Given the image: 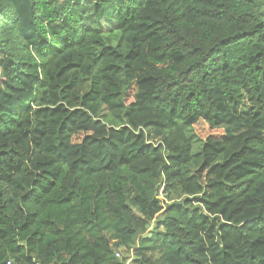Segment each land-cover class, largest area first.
Listing matches in <instances>:
<instances>
[{
  "label": "trees",
  "instance_id": "16d2710c",
  "mask_svg": "<svg viewBox=\"0 0 264 264\" xmlns=\"http://www.w3.org/2000/svg\"><path fill=\"white\" fill-rule=\"evenodd\" d=\"M129 259L264 264V0H0V264Z\"/></svg>",
  "mask_w": 264,
  "mask_h": 264
},
{
  "label": "rangeland",
  "instance_id": "374dc122",
  "mask_svg": "<svg viewBox=\"0 0 264 264\" xmlns=\"http://www.w3.org/2000/svg\"><path fill=\"white\" fill-rule=\"evenodd\" d=\"M145 132L148 136V139L150 142L154 143V144H158L159 142H161L162 137L164 135L163 130L160 127L157 126H151L147 129H145ZM199 147V145L197 146V148ZM123 256V253L121 252V257ZM125 256H128V254H125ZM131 259H129L127 264H131Z\"/></svg>",
  "mask_w": 264,
  "mask_h": 264
},
{
  "label": "built area",
  "instance_id": "2783aa9c",
  "mask_svg": "<svg viewBox=\"0 0 264 264\" xmlns=\"http://www.w3.org/2000/svg\"><path fill=\"white\" fill-rule=\"evenodd\" d=\"M161 196L163 197L162 193H161ZM162 197H161V198H162ZM8 264H9V263H8Z\"/></svg>",
  "mask_w": 264,
  "mask_h": 264
}]
</instances>
